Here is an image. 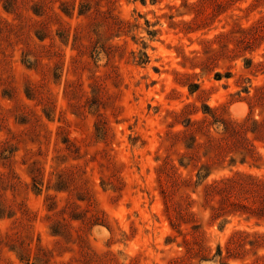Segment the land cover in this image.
Segmentation results:
<instances>
[{"label":"rangeland","instance_id":"374dc122","mask_svg":"<svg viewBox=\"0 0 264 264\" xmlns=\"http://www.w3.org/2000/svg\"><path fill=\"white\" fill-rule=\"evenodd\" d=\"M232 177L264 184V0H0V264H264Z\"/></svg>","mask_w":264,"mask_h":264},{"label":"trees","instance_id":"16d2710c","mask_svg":"<svg viewBox=\"0 0 264 264\" xmlns=\"http://www.w3.org/2000/svg\"><path fill=\"white\" fill-rule=\"evenodd\" d=\"M140 1L144 2L145 0ZM149 34L153 36L155 33L151 31ZM240 177L244 176L240 175ZM213 189L222 196L224 208L231 206L235 209H251L256 213H264V184L257 179L224 178L216 182ZM241 233L237 232L238 235ZM234 243V238H232L229 241V246ZM221 254L222 250L219 248V255Z\"/></svg>","mask_w":264,"mask_h":264}]
</instances>
